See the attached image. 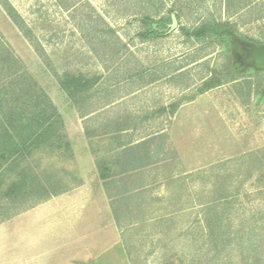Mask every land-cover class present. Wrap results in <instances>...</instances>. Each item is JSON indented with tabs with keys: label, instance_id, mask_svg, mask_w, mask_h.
<instances>
[{
	"label": "rangeland",
	"instance_id": "rangeland-1",
	"mask_svg": "<svg viewBox=\"0 0 264 264\" xmlns=\"http://www.w3.org/2000/svg\"><path fill=\"white\" fill-rule=\"evenodd\" d=\"M2 1L23 30L0 0V49L38 82L40 108L57 110L74 159L46 157L45 190L0 200V264H264V70L228 34H186L227 26L264 48V0ZM84 136L102 139L92 152L115 172L131 164L128 150L106 155L115 141L134 143L146 168L110 187L101 221L89 212L57 236L28 218L20 229L22 212L81 180Z\"/></svg>",
	"mask_w": 264,
	"mask_h": 264
},
{
	"label": "trees",
	"instance_id": "trees-1",
	"mask_svg": "<svg viewBox=\"0 0 264 264\" xmlns=\"http://www.w3.org/2000/svg\"><path fill=\"white\" fill-rule=\"evenodd\" d=\"M2 4L12 21L23 30L21 16L11 5ZM210 32L228 34L232 38V31L227 26L220 29L205 26L194 31H186V34L189 37L201 38ZM30 33L31 31L27 30L25 35L28 36ZM1 40L0 37L2 45ZM216 86H218L216 80L207 82L205 88L199 91V95ZM34 100L37 103L35 106L32 105ZM46 100L47 96L40 85L23 69L20 60L11 50L2 47L0 49V200L18 201L45 190L40 170L46 157L62 158L64 155L65 158L74 159L71 143L61 142L60 137L56 135L58 122L61 120L57 110L40 108V105L47 102ZM180 105V103L171 105L170 113L175 114Z\"/></svg>",
	"mask_w": 264,
	"mask_h": 264
},
{
	"label": "crops",
	"instance_id": "crops-1",
	"mask_svg": "<svg viewBox=\"0 0 264 264\" xmlns=\"http://www.w3.org/2000/svg\"><path fill=\"white\" fill-rule=\"evenodd\" d=\"M177 122H179V119H177ZM189 136L191 135H188V137ZM191 139H193L192 136ZM100 140H102L100 137L88 138V136H84V151L83 154L79 156V160L82 161V164L79 165V174H81L82 177L81 180H79L76 186L69 187L63 192L54 194L47 200L37 202L30 210L22 212L23 214L19 216L20 219L18 221L21 225L20 229H23L21 222L24 218H28L32 220L33 223L35 222L39 225L48 224V228L54 233L53 236H57L61 234V232L65 231L64 233H66L67 231L75 229L76 225L81 223L84 216L89 212L93 219L100 221V218L105 215V211L108 216L113 214L108 195L111 191L110 187L114 185L115 182L119 181L121 177H127L128 180H131V174L140 172L146 167L138 166L137 163L139 159L133 154L137 149L134 143L125 145L123 142L115 141V145L111 146V150H108L106 155L111 154L110 156H114L113 158L119 159L122 158L124 154L122 152L128 150L127 154L129 153L131 155V164L136 166L132 167L131 164H129V169H124L123 171L118 170V173L115 172L114 168L116 165L113 163L114 161H111V165L110 163H106L111 160V157H100L99 151L92 152L89 142L99 144L101 142ZM112 151H114L113 155ZM103 156H105V154ZM62 159L64 163L68 162L66 159L71 161L70 158H65L64 155ZM123 164L124 163H122L121 166ZM147 167H150V165ZM127 195H131V190ZM105 199L107 201L106 210L104 209ZM89 206H91V209L88 211ZM86 221H88L87 218Z\"/></svg>",
	"mask_w": 264,
	"mask_h": 264
},
{
	"label": "water",
	"instance_id": "water-1",
	"mask_svg": "<svg viewBox=\"0 0 264 264\" xmlns=\"http://www.w3.org/2000/svg\"><path fill=\"white\" fill-rule=\"evenodd\" d=\"M176 22L174 21L175 26ZM172 27V28H173ZM250 47V56L247 60L249 63L248 65L254 66L257 69L264 70V48H259V47H253L252 45H246Z\"/></svg>",
	"mask_w": 264,
	"mask_h": 264
},
{
	"label": "flooded vegetation",
	"instance_id": "flooded-vegetation-1",
	"mask_svg": "<svg viewBox=\"0 0 264 264\" xmlns=\"http://www.w3.org/2000/svg\"><path fill=\"white\" fill-rule=\"evenodd\" d=\"M231 46L232 47H238L240 48L244 53H243V56L245 57L246 56V60H248L251 52H250V47L246 46L245 44H242L241 41L236 38L234 35H232V38H231ZM234 55H235V61H237L238 63H240L241 60H243V57L241 56V53L238 52V51H235L234 52ZM246 65L249 64L248 62L245 63Z\"/></svg>",
	"mask_w": 264,
	"mask_h": 264
}]
</instances>
